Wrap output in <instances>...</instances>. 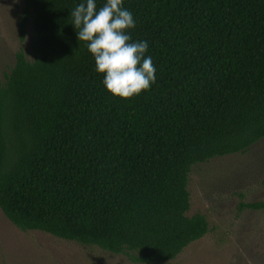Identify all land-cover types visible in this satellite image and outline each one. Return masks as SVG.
<instances>
[{
	"label": "trees",
	"instance_id": "16d2710c",
	"mask_svg": "<svg viewBox=\"0 0 264 264\" xmlns=\"http://www.w3.org/2000/svg\"><path fill=\"white\" fill-rule=\"evenodd\" d=\"M79 2L23 0L32 59L18 51L0 76V211L132 264L172 261L207 232L186 215L192 167L264 138V0H123L156 68L130 98L104 89L76 39Z\"/></svg>",
	"mask_w": 264,
	"mask_h": 264
},
{
	"label": "rangeland",
	"instance_id": "374dc122",
	"mask_svg": "<svg viewBox=\"0 0 264 264\" xmlns=\"http://www.w3.org/2000/svg\"><path fill=\"white\" fill-rule=\"evenodd\" d=\"M23 0H0V76L9 72L15 54L32 59L31 20L18 39ZM187 216L202 215L206 234L174 260L161 264H264V209L241 208L264 203V138L244 152L214 158L192 167L188 176ZM0 264H132L96 247L66 242L48 234L22 232L0 211Z\"/></svg>",
	"mask_w": 264,
	"mask_h": 264
},
{
	"label": "clouds",
	"instance_id": "9594fccd",
	"mask_svg": "<svg viewBox=\"0 0 264 264\" xmlns=\"http://www.w3.org/2000/svg\"><path fill=\"white\" fill-rule=\"evenodd\" d=\"M76 39L94 61V70L102 75L101 84L112 96L130 98L146 91L155 82L156 68L146 55V40H132L129 30L135 20L123 0H80L69 11Z\"/></svg>",
	"mask_w": 264,
	"mask_h": 264
}]
</instances>
